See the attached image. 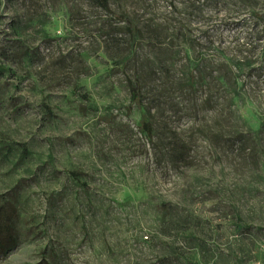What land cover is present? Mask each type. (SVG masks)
<instances>
[{
    "label": "rangeland",
    "instance_id": "1",
    "mask_svg": "<svg viewBox=\"0 0 264 264\" xmlns=\"http://www.w3.org/2000/svg\"><path fill=\"white\" fill-rule=\"evenodd\" d=\"M144 1L0 0V264H264V0Z\"/></svg>",
    "mask_w": 264,
    "mask_h": 264
},
{
    "label": "trees",
    "instance_id": "2",
    "mask_svg": "<svg viewBox=\"0 0 264 264\" xmlns=\"http://www.w3.org/2000/svg\"><path fill=\"white\" fill-rule=\"evenodd\" d=\"M91 1L101 10L110 14V16H112L113 19L124 22L127 31L132 37H140L147 40V42H151L156 36L161 35V31H157V29L153 28L152 25H150L149 23L146 24L141 23L142 20H140L137 17L135 19L128 16L125 13L112 11L110 4L111 0H91ZM175 1L176 0H168L167 2L169 6V12L171 14H175L176 12H179V10H177L175 7ZM178 1H180L183 11L188 10V13H191L193 11L197 13L201 12L199 6L198 5L195 6V3L199 2V0H178ZM144 2H146V0ZM141 4L137 5L136 8H143ZM249 15L257 21H261V20L264 21V15L253 8L250 10ZM261 34H262L261 35L262 38L264 39V30L261 31ZM206 36L208 37L209 35L206 33ZM263 51H264V41H263ZM130 56L131 53L128 52L119 57V63L121 69L125 68L126 63L128 62ZM6 70H8V68L0 65V72ZM126 84L129 91L131 105H135L138 108H142L143 106L142 92L139 82L135 79H132L129 76H126ZM139 125L141 129H143L146 133L148 134L152 133V125L150 121L147 119L146 113L142 114V118L140 120ZM177 154L181 155L182 151H179L178 153L177 151H172L171 156L173 158H178ZM70 175L76 180L80 179V173L77 171H71ZM15 212H16L15 205L11 201H9L4 195H0V252L15 241V231L13 227V218Z\"/></svg>",
    "mask_w": 264,
    "mask_h": 264
}]
</instances>
